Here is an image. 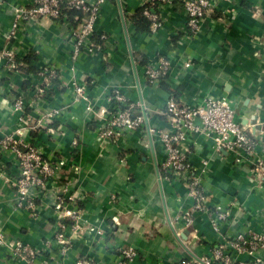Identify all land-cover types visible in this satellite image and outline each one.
Segmentation results:
<instances>
[{
	"label": "crops",
	"instance_id": "obj_1",
	"mask_svg": "<svg viewBox=\"0 0 264 264\" xmlns=\"http://www.w3.org/2000/svg\"><path fill=\"white\" fill-rule=\"evenodd\" d=\"M146 1L106 0L95 28L108 36L103 50L74 59L76 19L40 17L9 39L15 5L28 0H0V139L15 135L29 143L53 162L56 184L80 197L79 230L67 228L66 264L82 257L123 264L120 253L129 246L138 251L129 264H182L211 255L222 233L228 239L241 231L264 233V0H217L197 33L187 28L181 0L158 9L163 27L138 31L132 16ZM4 49L15 50L21 59L35 58L14 69L1 57ZM158 55L170 61L163 85L150 83L145 73V63ZM45 67L56 70L57 80L42 77ZM41 85L48 94L37 92ZM77 85L87 87V98L76 99ZM113 90L123 93L133 114L147 115L141 129L118 141L101 135ZM173 94L192 106L208 97L228 99L255 138L252 152H242L237 161L233 153L217 151L203 133L186 136L188 157L209 205H221L232 216L230 223L220 222V231L208 212L192 209L186 181L160 171L166 152L153 132L168 129L165 108ZM18 99L24 101L21 109L15 106ZM18 174L15 153L0 152V264H43L57 255L54 183L47 182L46 195L37 199L39 212L32 216L16 208L11 180ZM188 228L185 240L181 233ZM17 241L38 257L30 262L15 256ZM233 257L246 261L255 255Z\"/></svg>",
	"mask_w": 264,
	"mask_h": 264
},
{
	"label": "built area",
	"instance_id": "obj_2",
	"mask_svg": "<svg viewBox=\"0 0 264 264\" xmlns=\"http://www.w3.org/2000/svg\"><path fill=\"white\" fill-rule=\"evenodd\" d=\"M174 0H147L144 2L143 13L151 21V31L156 32L163 27L159 11L151 10V6L157 9L163 3H173ZM187 15L186 25L191 33H197L203 19L217 7V0H181ZM106 0H28L27 3L15 5L13 21L8 34L9 39L16 37L18 30L25 27L29 22L36 21L40 17H50L57 20H67L70 14L68 10H78L85 14L83 20L76 26H72L71 35L73 39L72 57H77L84 51L96 53L103 50V44L94 40L96 35V23L98 21L102 5ZM142 5V6H143ZM99 37L105 42L107 34L100 33ZM1 57L9 67L15 64V50L4 49ZM191 60L185 62L190 66ZM170 61L164 55H158L150 60L145 66V73L152 84H158L161 78L168 74ZM48 73V74H47ZM46 81L57 77L53 68L45 67L41 72ZM46 88L39 86L37 92L45 93ZM88 97L85 85L76 86V99ZM127 99L122 92L113 90L108 96V106L104 110V126L102 138L118 141L122 136L141 129L146 122V115L143 113L133 114L131 107L119 106L116 103L125 102ZM24 101L18 99L16 108L21 109ZM165 113L169 115L168 129L159 133L164 146L166 157L160 165V171L171 180H184L189 186L190 195L194 199L193 210H202L212 216L214 227L220 231V222H231V215L228 209L221 205H214L213 208L207 200V193L202 188L200 175L194 172L192 162L188 157L186 136L190 132L203 133L212 139L217 151H228L233 153L234 158L240 161L242 152L250 154L255 145V138L250 133L247 125H244L236 117L234 106L226 98L208 97L198 105H189L183 102L176 95H171L167 101ZM152 130V129H149ZM12 151L18 159L19 174L11 180L17 191L16 208L28 210L32 216L38 214L37 199L44 194L48 181H53V209L57 218V227L53 241L57 245V255L44 260L43 264H66L64 259L71 246V238L67 228L72 227L79 230L81 209L78 205L80 197L77 193L68 194L67 186L57 185L54 180L58 171L52 161L41 155L33 146L24 142L15 135H7L0 139V152ZM50 183V182H48ZM187 222L191 224L190 212ZM4 239L0 238V245ZM15 256L29 258L30 262L38 257V252L29 246L17 241L12 247ZM254 254L251 260H237L234 253ZM123 264H129L138 256V251L133 246L121 250ZM74 264H98L92 257L78 258ZM182 264H264V233H248L241 231L236 236L228 239L222 233V239L214 248L211 255L201 258H188Z\"/></svg>",
	"mask_w": 264,
	"mask_h": 264
},
{
	"label": "trees",
	"instance_id": "obj_3",
	"mask_svg": "<svg viewBox=\"0 0 264 264\" xmlns=\"http://www.w3.org/2000/svg\"><path fill=\"white\" fill-rule=\"evenodd\" d=\"M143 10H144V5L137 9L136 13L132 16V20H133V22H134V24H135V26H136L138 31H141V32L142 31H150L151 30L152 21L147 16L144 15ZM151 10L158 11V9L155 6H151ZM68 12L70 14V16H69L70 19H72V20L76 19V21H77L76 23H80L83 20V18L85 17V14L83 12H81V11H78V10H68ZM94 40L97 41V42L102 43L103 46H104V41L100 39L99 34L94 35ZM34 58H35V55H28V56L25 57V59H21L19 56H16L15 64H14L13 67H14V69L22 67V65H21L22 62H24V63L28 62V64H30ZM147 63L148 62L145 63V66L147 65ZM166 78H167L166 75L163 76L158 84L159 85H163V83L165 82ZM55 80H57V79L55 78ZM45 94H48V89L47 88H46ZM126 102L127 101L118 102L116 104L119 105V106L127 107L128 105H127Z\"/></svg>",
	"mask_w": 264,
	"mask_h": 264
},
{
	"label": "water",
	"instance_id": "obj_4",
	"mask_svg": "<svg viewBox=\"0 0 264 264\" xmlns=\"http://www.w3.org/2000/svg\"><path fill=\"white\" fill-rule=\"evenodd\" d=\"M144 114L146 115V112H144ZM146 117H147V115H146ZM243 124H244V125H247L246 123H243ZM190 231H191L190 228L185 229V230L183 231V233H181L182 238L186 240V239L188 238V234H189Z\"/></svg>",
	"mask_w": 264,
	"mask_h": 264
}]
</instances>
